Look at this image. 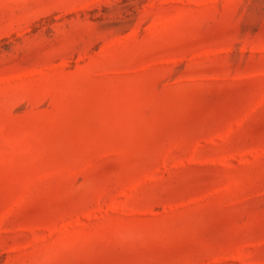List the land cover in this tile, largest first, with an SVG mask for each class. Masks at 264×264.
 Wrapping results in <instances>:
<instances>
[{
  "label": "rangeland",
  "instance_id": "obj_1",
  "mask_svg": "<svg viewBox=\"0 0 264 264\" xmlns=\"http://www.w3.org/2000/svg\"><path fill=\"white\" fill-rule=\"evenodd\" d=\"M0 264H264V0H0Z\"/></svg>",
  "mask_w": 264,
  "mask_h": 264
}]
</instances>
